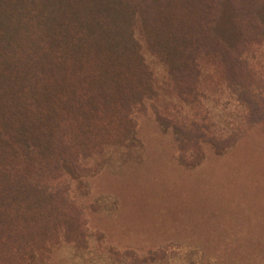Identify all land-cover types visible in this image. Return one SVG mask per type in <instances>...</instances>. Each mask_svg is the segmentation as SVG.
I'll return each instance as SVG.
<instances>
[{
    "label": "trees",
    "instance_id": "trees-1",
    "mask_svg": "<svg viewBox=\"0 0 264 264\" xmlns=\"http://www.w3.org/2000/svg\"><path fill=\"white\" fill-rule=\"evenodd\" d=\"M263 32L264 0H0V264H40L64 234L82 242L69 177L129 137L127 110L159 70L193 102L219 72L243 107L232 137L206 114L174 123L187 165L201 141L221 153L264 121L248 58Z\"/></svg>",
    "mask_w": 264,
    "mask_h": 264
},
{
    "label": "rangeland",
    "instance_id": "rangeland-1",
    "mask_svg": "<svg viewBox=\"0 0 264 264\" xmlns=\"http://www.w3.org/2000/svg\"><path fill=\"white\" fill-rule=\"evenodd\" d=\"M248 51L264 96V37ZM160 71L155 92L127 110L129 137L106 144L82 161V175L69 177L82 242L64 234L40 264H264V121L221 153L201 141V154H187L198 163L187 165L174 123L206 114L232 137L243 107L219 72L202 74L193 102Z\"/></svg>",
    "mask_w": 264,
    "mask_h": 264
}]
</instances>
